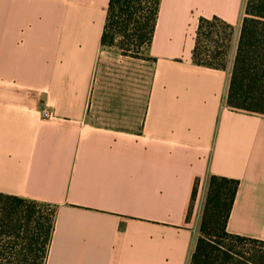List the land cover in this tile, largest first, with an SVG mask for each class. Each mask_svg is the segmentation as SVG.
<instances>
[{
    "label": "crops",
    "instance_id": "0c3cea01",
    "mask_svg": "<svg viewBox=\"0 0 264 264\" xmlns=\"http://www.w3.org/2000/svg\"><path fill=\"white\" fill-rule=\"evenodd\" d=\"M108 2L0 0V194L54 208L45 264H189L212 176L238 181L226 231L264 241V115L227 107L233 62L191 61L246 0H161L139 58L101 45Z\"/></svg>",
    "mask_w": 264,
    "mask_h": 264
},
{
    "label": "trees",
    "instance_id": "16d2710c",
    "mask_svg": "<svg viewBox=\"0 0 264 264\" xmlns=\"http://www.w3.org/2000/svg\"><path fill=\"white\" fill-rule=\"evenodd\" d=\"M161 0H109L100 43L122 55L141 57L138 51L150 46ZM233 26L218 17L199 18L191 61L194 65L225 70V57ZM121 39L120 42H116ZM221 41V43H219ZM226 105L232 110L264 115V0H246L239 38L228 84ZM238 181L212 176L208 180L199 237L189 264H264V247L252 254L238 242L264 241L226 231ZM196 192L193 190L194 196ZM37 203L0 194V264H45L54 228L55 210L45 221L37 220L29 234L26 222L37 213ZM22 233H25L21 236ZM23 238V239H21ZM26 241L20 254H13L16 240ZM234 247V248H233ZM12 260V261H11Z\"/></svg>",
    "mask_w": 264,
    "mask_h": 264
},
{
    "label": "rangeland",
    "instance_id": "374dc122",
    "mask_svg": "<svg viewBox=\"0 0 264 264\" xmlns=\"http://www.w3.org/2000/svg\"><path fill=\"white\" fill-rule=\"evenodd\" d=\"M237 38H238V31L233 30V33L231 35L230 42L228 45L229 46L228 52H227L226 57H225L226 66L229 65V63L233 62V60H234V55H235L236 45H237ZM120 40L121 39H118L116 42L118 43V42H120ZM219 43H221V41H219ZM138 51L140 52L141 55L144 54L147 51V45L142 46L141 48H139ZM198 192L196 190V192L193 196L188 216H189L190 224H192V226H194L196 228L197 233L199 235V227H200L201 218H202V214H203V208H204L205 201H206L207 187H205L204 190H199ZM28 201H30V200H28ZM36 203L37 204L35 206H37L36 207L37 213H36L35 217L33 219H30L31 221L28 220V222H26L27 229H28L27 234H29V232H31L32 229H34L33 227H34L35 222L37 220L45 221L46 218H48V216L52 210L51 208H48L41 203H38V202H36ZM23 234H25V233H22L21 236ZM21 239H23V238H21ZM21 239L16 240L18 245L12 251L13 254H20L21 252H27V250H23V248H22V245H24L26 243V241H23ZM223 242L225 243V246L233 245L234 247L235 246L242 247V250L247 251L248 255L252 254L254 248L259 249V248L264 247V245H262L261 243L253 244L252 242H248V241L247 242H238L236 240L225 239Z\"/></svg>",
    "mask_w": 264,
    "mask_h": 264
},
{
    "label": "built area",
    "instance_id": "2783aa9c",
    "mask_svg": "<svg viewBox=\"0 0 264 264\" xmlns=\"http://www.w3.org/2000/svg\"><path fill=\"white\" fill-rule=\"evenodd\" d=\"M43 117L46 119V120H53L54 119V116L49 113V112H45L43 113Z\"/></svg>",
    "mask_w": 264,
    "mask_h": 264
}]
</instances>
